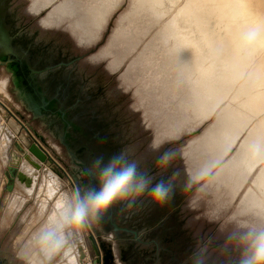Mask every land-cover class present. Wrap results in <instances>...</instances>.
<instances>
[{"label": "rangeland", "instance_id": "rangeland-1", "mask_svg": "<svg viewBox=\"0 0 264 264\" xmlns=\"http://www.w3.org/2000/svg\"><path fill=\"white\" fill-rule=\"evenodd\" d=\"M45 1L41 0L42 6L33 11V0H0L9 28L17 29L18 41L27 42L25 48H15L16 56L8 54L0 59V98L77 187L87 182L81 169L92 157L99 154L107 157L122 148L133 147L142 167L156 179L171 178L175 189L163 206L153 205L145 198L131 213L121 215L120 208H113L99 222L91 224L89 228L100 252L86 227L79 233L82 240L79 243L84 249L79 264H195L202 249L207 257L206 264H239L244 251L240 237L248 231L240 220L249 217L264 222L260 215L263 203L257 204L251 197L248 202L254 204L252 209L241 211L240 207L249 191L259 193L254 179L261 166L256 170L257 165L246 176L243 185L248 181V186L236 192L233 191L239 180L238 172H230L231 178L224 179L226 175L220 178L217 172L223 161L212 166L216 160L212 167H207L210 162L206 158L215 159L222 149L221 152L220 149L211 150L208 155L202 153L200 136L214 123L223 105L202 120L192 119L195 95L189 92V84L183 80L185 70L177 60L180 54L169 52L167 58L168 49L160 50L166 46L161 42L151 48L153 53L146 50V57H142L130 73L122 74L125 64L112 70L119 63L125 46L117 43L116 34L113 37L112 33L132 0H120L108 21V16L103 20L101 14H97L91 22L89 42H80V31L73 23L82 17L80 14L87 6L98 9L102 0ZM62 2L69 6L67 18L45 22L49 9L45 8L52 9ZM245 3L251 4L248 0ZM8 14H11L9 21ZM151 16V12L144 10L137 18L131 15L126 24L140 31L139 26L149 25L154 20ZM166 18L167 15L160 23ZM158 27L159 24L156 29ZM147 39L148 36L143 42ZM30 47L57 59L45 67L50 68L47 72L51 74V81L58 74L60 81L42 84L38 73L45 67L29 63ZM172 58L176 61L171 62ZM249 78L243 76L241 84L254 85ZM187 89L190 100L185 98ZM259 107L255 106V114L251 115L264 116V107ZM190 119L192 126L180 136L166 137L174 128L188 124ZM0 128V264H59L67 248H78L77 242L68 235V229L64 230L65 241L55 247L54 241L44 243L40 235L45 226L55 229L54 224H49L55 215L54 204L59 194L71 198L75 191L72 183L56 164L46 161L42 162L33 188L15 181L13 189L8 190V167L18 168L32 139L1 106ZM153 143L161 145L160 149L153 150ZM169 149L175 153V159L167 171L161 172L156 167V159ZM111 215L117 224L135 229L137 237L115 229Z\"/></svg>", "mask_w": 264, "mask_h": 264}, {"label": "bare ground", "instance_id": "bare-ground-1", "mask_svg": "<svg viewBox=\"0 0 264 264\" xmlns=\"http://www.w3.org/2000/svg\"><path fill=\"white\" fill-rule=\"evenodd\" d=\"M40 1L33 0L31 4L33 11H37L42 6ZM248 1H250V5L246 4L245 0H132L129 9L120 19V25L112 33L113 37L116 34L117 43L122 42L125 45L119 63L114 65L112 70H117L125 64L126 67L122 74H127L128 71L130 73L135 70L133 69L134 65L142 57H146L145 51L150 50V53H153L151 48L153 46L155 48L161 42V45L165 44L166 46L160 50L166 51L168 49L166 51L167 58H169L170 53L172 55L180 54L177 60L180 62V68L185 70L183 80L186 85L189 84V92L191 90L195 95V101L192 103V119L198 118L202 120L211 115L217 106L223 105L217 113L214 123L206 128L200 136V142L202 153L207 155L211 150L220 149L221 152L222 149L221 155L219 154L220 158H218L219 155L216 157L217 159H212L210 156L206 158L207 162H210L209 164L206 163L208 168L216 160L212 166L223 161L217 170L220 178H223L222 175H226L224 179L226 177L231 178L230 172L239 173V180L233 192L238 191L240 188V191H243L249 184L246 181L243 185L246 176L250 175L257 165L256 170L261 166L254 179V184L259 193L257 194L253 190L249 191L245 196V200H243V204L240 205L241 211L252 209L254 204L250 203V201L248 202L251 197L256 200L257 204H264V116H262L263 114L256 117L251 115L255 114L253 110L255 106L264 107V32L256 41H250L246 36V32L257 26L264 29V0ZM119 2L120 0H102L98 9L96 7H86L85 11L80 14L82 17L77 19L75 23L72 22L73 26L80 31V42L90 41V29L93 24H91L93 18L97 14H101L103 20L108 16V21L110 14ZM67 7H69L68 4L62 2L52 9L50 6L45 8H49L48 11L51 10L46 12L48 14L44 21L53 23L67 18ZM144 10L152 13L151 17L154 20L149 25L139 26V29L141 28L140 31H136L132 25L127 26L126 20L131 15L133 18H137ZM84 13L86 16H84ZM166 15L165 21L160 23L161 19ZM10 19L11 14H8L7 21ZM158 24L159 27L156 29ZM131 30L136 32L133 33ZM10 33L14 48H25L27 46L25 40H17V29H10ZM147 36L148 39L143 42ZM110 40L111 38L108 43ZM141 42L143 43L140 44ZM76 43L78 44L77 40ZM134 51L136 52L132 55ZM8 54L11 53L6 48L0 47V59H3ZM28 58L30 64L39 67H45L46 64L57 60L49 54H40L31 47ZM106 60L108 61V59ZM175 61V58L171 59V62ZM41 69L44 71L42 70L38 75L42 79L44 86L60 81V74L51 81V74L47 72L50 68ZM243 76L244 78L249 76L254 85L252 84L249 87L243 85L244 83L241 84L240 79ZM191 77L195 78L192 80ZM4 80L6 79L4 78ZM3 83L6 82L4 81ZM131 85L129 84V86ZM250 88L252 90H249ZM189 92L187 89L185 97L187 100H190ZM0 106L2 107V105ZM192 119L189 120L188 124L171 130L166 137L180 136L183 131L192 126ZM31 155L33 154L29 151L24 153L23 158L19 162L18 175L15 181L22 183L25 187L33 188L37 182L39 170L42 168V162L35 155H33L34 157ZM46 172L48 173V171ZM57 187L55 186L56 189ZM59 195L54 204L55 214L57 203L66 197L64 193ZM262 210L264 212L263 208ZM253 213L255 214L256 212L254 211ZM240 221L242 225H255L262 222L261 219L257 218L254 221L249 217L242 218ZM72 237L77 242L78 248H67L63 252V258L59 264H79L84 256V249L79 243L81 240L80 234L73 231Z\"/></svg>", "mask_w": 264, "mask_h": 264}, {"label": "clouds", "instance_id": "clouds-1", "mask_svg": "<svg viewBox=\"0 0 264 264\" xmlns=\"http://www.w3.org/2000/svg\"><path fill=\"white\" fill-rule=\"evenodd\" d=\"M264 29L260 26L250 29L246 36L250 41L260 38ZM161 145L153 143L151 148L159 150ZM175 159L172 150H164L156 159V167L167 171ZM81 174L86 178L83 186H78L71 198H62L56 206V214L50 218L48 226L41 229L40 239L44 243L53 242L54 247L65 241L64 230L82 233L93 223L99 222L113 208H120L121 215L131 213L137 204L147 198L153 205L163 206L172 197L175 189L171 178L156 179L142 167L133 147H125L105 157L99 154L84 164ZM177 175V173H173ZM92 182V183H88ZM260 215L264 217V212ZM248 231L240 237L244 251L239 264H264V222L242 225ZM233 236L230 235L229 239ZM53 247V250H54ZM204 250L197 256L195 264H206Z\"/></svg>", "mask_w": 264, "mask_h": 264}, {"label": "water", "instance_id": "water-1", "mask_svg": "<svg viewBox=\"0 0 264 264\" xmlns=\"http://www.w3.org/2000/svg\"><path fill=\"white\" fill-rule=\"evenodd\" d=\"M0 46L6 48L11 55L16 56V49L12 44V35L10 33V28L8 23L5 20L4 16V8L0 7ZM34 71V69H31ZM0 105L19 123V125L26 131V133L31 137L32 143L28 147V151L35 155L41 162L51 161L56 164L69 178L72 183L74 190L77 188L75 182L72 180L70 175L65 171V169L54 159V157L50 154V152L34 137L30 129L14 114V112L0 99ZM8 184L7 189L12 190L15 185V179L18 175V168L15 166L8 167ZM112 218V217H110ZM113 226L115 229L120 231H125L134 234L137 237V231L133 228L127 227L125 225L117 224L115 221H112ZM88 230L91 233L92 237L94 238L96 247L98 252H100L99 245L88 226Z\"/></svg>", "mask_w": 264, "mask_h": 264}, {"label": "crops", "instance_id": "crops-1", "mask_svg": "<svg viewBox=\"0 0 264 264\" xmlns=\"http://www.w3.org/2000/svg\"><path fill=\"white\" fill-rule=\"evenodd\" d=\"M3 102H5L6 103V101L5 100H3L2 98H0ZM1 141V140H0ZM111 217H112V215H111ZM112 219H113V217H112Z\"/></svg>", "mask_w": 264, "mask_h": 264}, {"label": "flooded vegetation", "instance_id": "flooded-vegetation-1", "mask_svg": "<svg viewBox=\"0 0 264 264\" xmlns=\"http://www.w3.org/2000/svg\"><path fill=\"white\" fill-rule=\"evenodd\" d=\"M111 217V216H110ZM111 219V221H112V218H110Z\"/></svg>", "mask_w": 264, "mask_h": 264}]
</instances>
